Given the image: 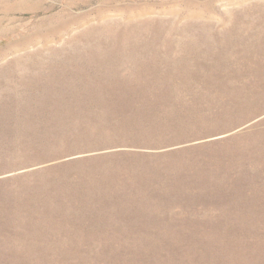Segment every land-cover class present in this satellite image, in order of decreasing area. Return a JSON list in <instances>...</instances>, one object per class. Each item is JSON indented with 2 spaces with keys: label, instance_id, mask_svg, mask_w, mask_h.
<instances>
[{
  "label": "rangeland",
  "instance_id": "374dc122",
  "mask_svg": "<svg viewBox=\"0 0 264 264\" xmlns=\"http://www.w3.org/2000/svg\"><path fill=\"white\" fill-rule=\"evenodd\" d=\"M0 264H264V0H0Z\"/></svg>",
  "mask_w": 264,
  "mask_h": 264
}]
</instances>
